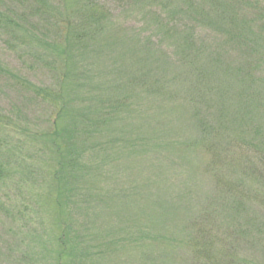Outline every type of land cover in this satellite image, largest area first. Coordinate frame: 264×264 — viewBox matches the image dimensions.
<instances>
[{
    "label": "rangeland",
    "instance_id": "1",
    "mask_svg": "<svg viewBox=\"0 0 264 264\" xmlns=\"http://www.w3.org/2000/svg\"><path fill=\"white\" fill-rule=\"evenodd\" d=\"M34 1L0 0V264H264V0H95L78 42Z\"/></svg>",
    "mask_w": 264,
    "mask_h": 264
},
{
    "label": "trees",
    "instance_id": "2",
    "mask_svg": "<svg viewBox=\"0 0 264 264\" xmlns=\"http://www.w3.org/2000/svg\"><path fill=\"white\" fill-rule=\"evenodd\" d=\"M20 3H23L25 0H18ZM95 0H82V8L80 10H78L77 14H70L71 17L75 20H77V22H79V25H74L75 27H71L70 26V19H68V16H64L65 13H63L64 15L61 14V16L64 19L60 20L58 19L57 20V15L58 13H56V17L54 16V9L55 8H58V6H55V4L57 3L56 0H35L32 5H31V8L33 10H38L40 11V13L47 19V20H51L55 23V25H53V28H55V31H56V34L58 35V32L61 31L62 32V29H67L68 31L67 32H71V35H69V39H73L76 40V42H78L80 39V28H82V31H85V30H89L91 29V31H96V27H103L105 26L106 24V20H105V17H110L109 16V13L108 11L106 10V7L105 5H99L98 2L97 4H94ZM59 9V8H58ZM37 12V11H36ZM23 14V13H22ZM19 15L20 17L22 16ZM19 16H16L15 17V20L16 18H19ZM54 17V18H53ZM18 23H14L13 22V19L11 20L9 17H7L4 13L0 14V29L1 31H5L6 34H8L9 32H11V28H15V34L13 36L14 37H17L18 35H20L22 32V28L25 29L24 26H20L21 24L19 23V21H17ZM10 25V27H9ZM58 28H60L61 30H59ZM27 29V28H26ZM11 30V31H10ZM85 35H87L88 37H90L91 33H89L88 31L86 33H84ZM95 37L98 38V34L97 33H94ZM58 36H60L59 38L60 39H63L65 37V39L68 40L65 32H64V36L62 34H59ZM47 41H48V38H46ZM88 39V38H86ZM74 43V42H73ZM69 45V44H68ZM89 46V45H87ZM85 44H82L79 48L82 47V49H84V47H87ZM63 47H66V46H63ZM68 50L66 48H62V51L61 53L62 54H65L67 53ZM44 96L45 97H49V93L51 92V90H44L42 91ZM42 94V93H40ZM57 101L60 99V105H59V109H63V107L61 106H64L66 104L65 101H63V98H61V96H58L57 98ZM67 113V112H66ZM62 116V115H61ZM68 120L70 121L71 118L69 116V114L67 113L66 114ZM50 123H52V130L51 128L49 127L48 130H46L47 132L45 133V135H47V138L48 139H51V138H55L53 140V145H56V146H59V143H62V145H65V144H69L71 143V149H69V151H73L75 150L76 148H78L77 144H78V141H76L74 143V146H73V141L76 139V136L74 134H76L74 131V128H75V124L74 123H65L63 125H61L59 128H58V125H59V122L56 120L55 117H52ZM77 131V130H76ZM70 140L71 142H68V140ZM61 152V150L59 151ZM264 153V152H262ZM261 155H259L260 157ZM61 162V163H60ZM59 164H61L62 167H73V168H77L78 165H80V159L78 157H75V160H73V158H69V162L66 160V164L62 161H59ZM58 175L60 177V171L57 170L55 171L53 174H52V177L54 180L56 181H59V178H58ZM59 188V186H57ZM61 241V237H59V243ZM254 264V263H253Z\"/></svg>",
    "mask_w": 264,
    "mask_h": 264
}]
</instances>
